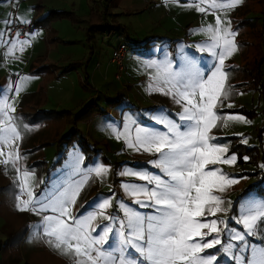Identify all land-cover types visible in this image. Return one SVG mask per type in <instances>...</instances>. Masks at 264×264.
Instances as JSON below:
<instances>
[{
    "label": "rangeland",
    "instance_id": "374dc122",
    "mask_svg": "<svg viewBox=\"0 0 264 264\" xmlns=\"http://www.w3.org/2000/svg\"><path fill=\"white\" fill-rule=\"evenodd\" d=\"M15 1L21 24L58 14L16 40L0 0V264H264V198L240 196L264 165V60L260 80L249 71L264 57V0ZM227 74L244 86L217 105ZM91 97L105 112L73 119ZM71 123L109 149L66 146ZM217 135L238 136L241 162ZM93 198L100 209L83 213Z\"/></svg>",
    "mask_w": 264,
    "mask_h": 264
},
{
    "label": "trees",
    "instance_id": "16d2710c",
    "mask_svg": "<svg viewBox=\"0 0 264 264\" xmlns=\"http://www.w3.org/2000/svg\"><path fill=\"white\" fill-rule=\"evenodd\" d=\"M11 2L15 3V5L18 8L17 12L15 13L16 23H18L20 25H25V24L19 23L18 20H17V14H18V11H19V7H18V4L16 3V1L15 0H8V8H9V11H10V18H9V20L7 22L6 31H7V27L10 25V21H11V17H12V11H11V8H10L11 7ZM261 13H263V11ZM57 14L58 13H56L55 11H48L47 14H45L44 17L34 21V23H29V24H27L25 26H29L31 29H33L36 26H40V24H42L48 17H51L52 15H57ZM259 33H260V31H259ZM27 35H25L22 39H18L16 36L9 37L7 35V37L8 38H13L14 37L16 40H23V39H25L27 37ZM238 42L241 43V44H244V47L248 43L243 38H240V40H238ZM119 44H123V43H119ZM145 44H146V42H143L141 45H145ZM257 51H258L259 55H258V57L256 59L253 60L249 71L253 70V72H254L253 74L255 75L254 79L257 78V80H260V77H259L260 73H258L257 70H258V67L260 66V64L263 62L264 57H263V53L259 49ZM74 64L75 63H69L68 65L64 66L62 68V72H65L68 69H71L74 66ZM49 66H51L52 68L55 67L54 65H49ZM52 68H51V70H53ZM226 70L228 71V69H226ZM245 71L249 73L248 70L245 69ZM51 72H53V71H51ZM229 78H230V76L227 74L225 82L222 85V89H221L220 95H219L218 99L216 100V104L217 105H219L220 103H222L225 100H232L234 98V96H235V92L237 91V89H240L242 86H244L243 85L244 83H242V82L241 83L231 84ZM252 82H254V81H252ZM79 83H80L81 87L87 88L88 84H87V75L86 74L83 75V77L79 80ZM115 94H116V97H117L116 100H113V101L109 100V102H107L108 105L113 104V103L117 104L119 102L120 93H115ZM127 104H129V103L127 102ZM37 111H39V110H37ZM218 111H219L218 113H221L220 117L222 115V112H225L224 110H218ZM228 111H242V108H237V109L228 110ZM104 112H105V108L98 106L94 102L93 97H91L88 100H86L85 102L80 104V106L77 108V110H76V112H75V114L73 116L74 117L73 119H76V120H78L80 122L81 121L82 122H86L89 119L93 118L94 116L101 115ZM43 113H48V112H43ZM52 113L53 112H50V114H52ZM70 126L71 127L68 128L69 130H68L66 136L62 137V139H64V141H65L64 144L66 146H72L73 144H76L78 146L79 150L82 153L84 152L85 157L88 156V155L94 156V154L96 152L98 153V150H100V149L96 148V146H97L96 142H94V141L89 142L84 136L80 135L79 131L75 128L74 124L71 123ZM213 141H214V143H218V144H221V145L222 144H228L229 149L227 150V154L230 153L231 151H235L236 153H238V157L236 159V163H239V162L242 161V158H241L242 156H239V154L243 153L245 147H243L241 144L238 143V136H236V135H217V136H215L213 138ZM247 150H249V149H247ZM262 154L264 155V152ZM257 156H258V154L256 156H254L252 159L248 160V161L250 163H254L255 164ZM101 159H102L103 162L108 161L105 157L101 158ZM123 163H127L128 165H132V166H136V165L140 164V163H138L136 161H126V162H123ZM113 171L115 172L114 168H113ZM249 174L255 176V180L253 182L247 184L242 189V191L240 193V196L242 194H246L248 192H254L257 196H260V197L264 198V165H263V167L261 169H255L254 171L250 172ZM114 176H115V174H114ZM115 180H117V179L114 178V181ZM235 202H234V204H235ZM85 207L86 206L83 207L84 210H85ZM212 249L217 251L216 254L218 253L217 246L214 247V248H210V249L206 250L207 251L206 253L213 252ZM219 256L220 255L218 253L216 255L217 260L220 259ZM61 261H63V260H61ZM62 263L65 264V262H62ZM25 264H27V263H25Z\"/></svg>",
    "mask_w": 264,
    "mask_h": 264
},
{
    "label": "crops",
    "instance_id": "0c3cea01",
    "mask_svg": "<svg viewBox=\"0 0 264 264\" xmlns=\"http://www.w3.org/2000/svg\"><path fill=\"white\" fill-rule=\"evenodd\" d=\"M19 12V11H18ZM152 45L153 44H145L144 45V47L146 48H150V47H152ZM168 46V45H167ZM137 50H140V49H137ZM171 51V54L169 55V52ZM160 53V52H159ZM145 55H149V57H151L152 58V56H154V54L153 55H151L152 53L151 52H149V51H147L146 53H144ZM167 57L169 58V60H170V62L173 64V66L174 67H176V66H178L179 65V63H180V61H179V59H178V57H177V55H176V53L174 52V50H173V47H168V54H167ZM151 58H149V59H151ZM53 63H51L50 65H52ZM54 70V69H53ZM123 72V68H122V71H121V73ZM53 73H54V71H53ZM120 77V76H119ZM121 100V99H120ZM126 102H128L129 104H133V105H131L130 107L131 108H133V109H137V108H141V107H139V105H136V104H134V103H131V102H129V101H126ZM158 104H160V105H163V106H166L167 107V104H165V103H161V102H159ZM155 107H157V105L155 104V105H153L150 109H153V108H155ZM99 116V115H98ZM94 117H96V116H94ZM93 117V118H94ZM92 119V118H91ZM90 120V119H89ZM88 120V121H89ZM87 122V121H86ZM95 140H96V142L98 141V142H100V146H97L98 148H100V149H102V150H104V147L102 146V144L103 145H105V147L106 148H108L109 149V146H106V144H105V142L102 140V138H99V137H97V138H95ZM102 142V143H101ZM105 148V149H106ZM126 161V160H125ZM96 193H102L101 191H99V192H96ZM95 193V194H96ZM87 200H89V197H88V199H86V201ZM88 202V201H87ZM90 204H88L86 207H85V211L83 212V213H87L88 211H95V210H98V209H100V207H101V205H99V202L98 201H94V198L93 199H91V202H89ZM149 206V205H148ZM94 219V218H93ZM95 221H96V219H94ZM99 225H102L103 226V228H105V229H103L102 230V235L101 236H106V238H107V241H110V242H114V243H118V241H117V237H115V236H113L112 235V232L113 231H115L114 230V228H112V227H109L106 223H102V224H100V222L98 223ZM105 230H107V231H105ZM102 238H104V237H102ZM112 246H113V244H112ZM128 246V243H126V247ZM129 247V246H128ZM112 248V247H111ZM69 253V252H68ZM68 253L67 252H65L64 251V254L63 255H65V256H70V255H73L72 253H70V255H68ZM74 256V255H73ZM79 257H76V256H74L75 257V261L73 262V264H85L84 262V259H83V257L82 256H80V255H78Z\"/></svg>",
    "mask_w": 264,
    "mask_h": 264
},
{
    "label": "built area",
    "instance_id": "2783aa9c",
    "mask_svg": "<svg viewBox=\"0 0 264 264\" xmlns=\"http://www.w3.org/2000/svg\"><path fill=\"white\" fill-rule=\"evenodd\" d=\"M11 11L12 17L10 21V25L7 27V35L9 37L16 36L18 39H22L25 35L31 33L32 29L29 26L20 25L16 23L15 13L17 12V6L15 3L11 2ZM126 51V46L123 44H118L115 48L112 49L110 62L115 64L116 66V74L114 77L116 79L119 78L120 73L122 71V59L124 57Z\"/></svg>",
    "mask_w": 264,
    "mask_h": 264
}]
</instances>
